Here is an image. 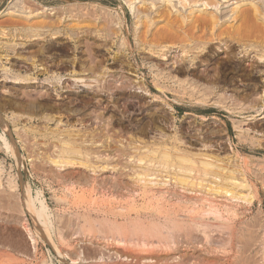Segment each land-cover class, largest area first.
<instances>
[{"label": "rangeland", "instance_id": "obj_1", "mask_svg": "<svg viewBox=\"0 0 264 264\" xmlns=\"http://www.w3.org/2000/svg\"><path fill=\"white\" fill-rule=\"evenodd\" d=\"M242 7L250 11L249 14L254 18L264 17V0H134L133 3L130 0H0V80L4 77L2 67L33 79L19 85L10 83L9 80L0 82V114L11 119L7 121L9 135L4 132L2 134L0 126V136H6V139L11 137L17 146L18 155L20 154L19 162L15 163L6 153L0 139V264H264V100L257 101V97L229 99L222 109L190 105L186 99L175 100L171 92L165 97L161 96V99L154 98L153 96L160 95L152 84L156 74L164 78L167 88H178L175 80L168 79L165 73L172 71L171 75H175L176 64L172 69V62L179 63L181 51L178 48H168L154 49L155 53H151L148 47L141 50L140 44L135 41V36L141 35L146 22L150 26V34L160 24L150 23L158 16L166 15L169 9L173 19H186L190 11L201 15L205 12L203 15H214L220 24H230ZM253 7L260 11L256 9L257 15ZM87 24L90 26L87 27ZM35 25L41 27L34 28ZM105 25L104 42L100 40L101 36L105 37L100 28ZM111 29L117 31L114 38ZM35 33L43 40L35 39L32 36ZM100 33L102 34L98 37ZM86 40L95 45V60L88 56L87 48L84 47ZM125 40L129 49L125 55H120L119 44ZM262 51L264 50L253 48L248 51L247 58L238 57L240 61H245V68L231 75V84H220L219 87L227 89L229 94L239 90L241 93L250 89L258 92L264 90V61L252 58ZM31 60L38 61V64L51 71L45 74L33 70ZM119 60L130 64L127 68L126 62H122L128 72L125 76L130 88L120 84L122 78L118 76ZM185 63L188 64V59L184 60L186 66ZM195 63L198 68L196 75H201L199 59ZM73 64L77 75L70 73ZM249 64H257V69L261 72L254 74ZM88 68H91L90 72ZM102 73L105 76L100 80V87H97V83L90 82L95 75ZM249 74L255 75V82L248 81L246 75ZM53 76H60L64 87L59 86L55 80L51 84L45 81L47 77ZM76 76L85 78L84 80L88 78L85 84L93 83L92 87L94 85L97 88H85L83 84L80 87V83L76 86L71 79ZM141 78L144 81L143 87L133 83ZM201 82L195 84L197 89H202L204 84ZM121 92L140 98L126 99L127 96L124 98ZM47 117L51 120L47 121ZM65 129H70L69 132L72 131L73 134L79 129L82 131L80 134L83 136L75 139L87 141L84 144L88 146L91 156L90 159L83 160L88 162L86 167L78 164L60 167L52 163L57 158L59 147V141L53 139L52 133ZM98 144L102 145L101 148H95ZM159 149L160 152L170 151L175 157L173 165L180 163L176 157L192 156V161L196 163L195 171L186 172L177 167L163 166L159 162L160 156L155 155V151ZM144 157L151 158V161H139ZM154 157L157 158L154 160ZM204 161L208 164L206 167L201 165ZM143 167L148 169L145 172L147 176L143 179L146 183L141 176L137 177L144 172ZM205 168L210 171V175L201 173ZM183 174L186 179L190 177L187 181L194 182L192 187L188 185L182 188L172 179ZM10 184L14 185L13 189L9 187ZM20 184L26 188L31 187L33 196L41 191L54 227H63V237L68 245V249H65V261L58 258L51 244L33 233L30 216L20 206ZM223 186L234 188L233 192L245 195V198L250 194L252 198L243 200L240 199L241 196L235 199L229 193H214L215 189ZM142 206L148 207L143 209ZM156 211L161 212L157 216L162 218L167 213L168 220L173 216L180 220L186 217V221L183 220L185 224L182 222L185 228L175 233L174 243L156 246L154 240H149L154 247H150L148 243V248H144L143 252L129 244L123 246V243L94 235H80V238L75 230V227L87 224L90 218L101 219L104 213H107L108 218L121 222L127 216L132 220H148L149 215H156ZM188 218L204 224L208 221L217 227H212V232H206L207 230L189 226L192 223L188 222ZM180 220L177 221L179 224ZM23 225L29 228L31 236L26 233ZM56 228L51 231V235L59 247L54 235ZM32 239L35 240L34 246ZM248 244L251 245L248 247ZM122 254L130 257H120Z\"/></svg>", "mask_w": 264, "mask_h": 264}, {"label": "bare ground", "instance_id": "obj_2", "mask_svg": "<svg viewBox=\"0 0 264 264\" xmlns=\"http://www.w3.org/2000/svg\"><path fill=\"white\" fill-rule=\"evenodd\" d=\"M123 2V1H122ZM131 3L134 2V0H130ZM168 2H170V0H168ZM214 2V1H213ZM129 3V2H128ZM127 3V4H128ZM197 3V2H194ZM215 4V3H214ZM209 5V4H208ZM209 7V6H208ZM256 9L255 7H253V11L256 13ZM239 10V9H238ZM236 10H234L235 12ZM258 11V9H257ZM209 12V11H208ZM250 12V11H249ZM249 12L245 9H243V7L241 8L240 11H238V13L233 17L232 19V23L230 24H220L218 19L216 17H214V15L210 16H206L203 15L205 14V12H203V14H193V11H190V14L187 16V18H171V11L169 9V11L167 10V14L163 15L162 17H157L156 19H154L150 24L154 25L156 23H160L158 24L155 29L149 34V25L146 22L144 24V30L142 31L141 35L135 36V41L138 42L141 46V50L145 49V47H148V51H150L151 53H155L154 49H168V48H178L181 51L180 57H179V63H175L172 62V69L174 68L175 64H176V69H174V73L175 75H171L172 71L166 72L165 74L167 75L168 79H174L175 82L178 84V88H167L164 84V78L161 76H158L157 74L153 76V80H152V84L153 87L155 88V90L158 92V94H160L159 96H153L154 98L157 99H161L162 97H165L168 92L171 94H173L174 99L175 100H187L188 104L190 105H201L204 107H213V108H224V103L229 100V99H239L241 98H250V97H257V101H259V99L261 100L260 102H262L264 100V90L258 92L257 90H251L248 92H242L236 91L233 93L228 92L227 89L219 87L220 84H231L232 81V77L231 75L234 72H237L238 70H243L245 67L243 66L242 60L240 61L238 59V57L243 58L246 57V55L248 54V51L250 49L253 48H259L260 50H264L263 46H264V17H262L261 19L258 18V16H256V18H254L253 16H251L252 14H249ZM260 12V11H258ZM142 14V13H141ZM144 14V13H143ZM261 14V13H260ZM29 15V14H28ZM257 15V13H256ZM110 16V15H109ZM255 16V15H254ZM15 17V16H14ZM117 17V16H116ZM110 18V17H109ZM89 19V18H88ZM107 19V18H106ZM109 20V19H108ZM107 20V22H108ZM113 20V19H111ZM116 20V19H115ZM110 21V20H109ZM117 21V20H116ZM112 22V21H111ZM119 22V21H118ZM117 22V23H118ZM100 23V22H99ZM116 23V22H115ZM40 24V23H39ZM38 24V25H39ZM43 24V23H42ZM119 24V23H118ZM35 25L33 26L34 28L37 27H41ZM41 25V24H40ZM94 25V24H93ZM92 25V26H93ZM113 25V22H112ZM87 27L90 26V24L86 25ZM98 26V25H97ZM107 25L105 26H101L100 28V32L103 31V35L105 37H102L101 34H98V37L101 36L100 40H103L104 42L106 41V31H104ZM118 26V25H117ZM121 26V25H120ZM95 27V25H94ZM111 27V26H110ZM110 27H107L108 29ZM116 26H114L115 28ZM105 28V29H104ZM120 28V27H119ZM113 29V28H112ZM111 29V30H112ZM116 30V28H115ZM117 32V31H116ZM114 32L112 30V35L113 38L116 37L117 33ZM108 33V32H107ZM51 35V34H50ZM75 35V34H74ZM33 37H35V39L39 38L40 40H43V38H40L38 36L37 33L32 35ZM108 36V35H107ZM43 37V36H42ZM45 37V36H44ZM97 37V34H96ZM46 38V37H45ZM50 38V37H49ZM52 38V35H51ZM72 38V37H71ZM76 38V37H75ZM48 39V38H47ZM46 39V40H47ZM73 39V38H72ZM122 39V38H121ZM120 39V40H121ZM74 40V39H73ZM84 40V39H83ZM119 40V41H120ZM48 41V40H47ZM46 41V42H47ZM76 41V40H75ZM24 42V41H23ZM83 42V41H82ZM100 42V41H99ZM113 42V41H112ZM110 41V43H112ZM39 43V42H38ZM84 43V42H83ZM82 43V44H83ZM81 44V43H80ZM85 48H87V52H88V56H91V58L93 59L94 56V52H93V46L94 43H90L88 40L85 41ZM119 47V54L120 55H125L126 50L129 49V44L127 42V40L122 41ZM98 48V46H96ZM241 47V48H240ZM240 48V49H239ZM170 50V49H169ZM85 52V51H84ZM85 52V53H87ZM34 53V52H33ZM149 53V52H148ZM150 53V54H151ZM160 54V53H159ZM117 55V54H116ZM115 55V56H116ZM114 56V55H113ZM118 56V55H117ZM160 56V55H158ZM162 56V53H161ZM258 56V57H256ZM36 57V56H35ZM164 57V56H163ZM166 57V56H165ZM190 57V58H189ZM90 58V57H87ZM91 58L89 60H91ZM247 58V57H246ZM252 58H257L258 60H262L264 61V51H262V53H260V55H254L252 56ZM117 60L119 59L118 57L116 58ZM188 59V64H186V66L184 65V60ZM199 59V68H200V74H197V71L195 67V61ZM244 59V58H243ZM249 59V58H248ZM50 60V59H49ZM76 60V59H75ZM95 60V58L93 59ZM92 60V61H93ZM164 60V59H163ZM42 61V60H41ZM88 61V60H87ZM124 63L126 62V66L127 68L130 66L128 61L123 60ZM123 61L119 60L120 62V75L118 74V76H120V78H122L121 80V86L123 87H128V78L125 76L127 75L128 72L125 71L124 68V64L122 63ZM160 61V60H159ZM239 61V62H237ZM30 62V61H29ZM65 62V61H64ZM98 62V61H97ZM71 63V61H70ZM74 63V62H73ZM31 67L33 68V70H38V72H43L45 74L48 73L47 67H43V65L38 64V61L36 60H31L30 62ZM46 65V64H45ZM94 65V64H93ZM92 65V66H93ZM100 65V64H99ZM105 65V64H104ZM125 66V67H126ZM250 67V70L254 72V74H257L259 72H261L260 70H258V65H254V64H249L248 65ZM49 67V66H48ZM81 67V66H80ZM106 67V66H105ZM82 68V67H81ZM96 68V67H95ZM71 72L70 73H74V74H78L75 70H74V64L71 65ZM137 69V68H136ZM82 71H84L83 69H81ZM86 70V69H85ZM91 71V68H88V71ZM2 71H4V77L2 80H0V82H4L6 80H9V82L13 83V84H26V82L33 80L31 76H24L22 77L20 75V73L18 74L17 72L14 73L12 72L11 69L9 68H3L2 67ZM75 71V72H74ZM86 71V72H88ZM89 71V72H90ZM94 71V70H92ZM99 71V70H98ZM109 71V70H108ZM163 71V70H160ZM240 71V72H241ZM250 71V72H251ZM34 72V71H33ZM36 72V71H35ZM39 72V73H40ZM79 72V71H78ZM88 72V73H89ZM101 72V70H100ZM263 72V71H262ZM42 73V74H43ZM80 73V72H79ZM96 72H94L95 74ZM249 73V72H248ZM252 73V72H251ZM35 74V73H34ZM50 74V73H49ZM56 74V73H55ZM85 74V73H84ZM87 74V73H86ZM105 73L102 74H98L97 76L95 75L94 78L90 81L93 83H97L98 86L100 87L101 85V78H103L105 75ZM253 74V75H254ZM44 75V74H43ZM54 75V74H53ZM57 75V74H56ZM62 75V74H61ZM60 75V76H61ZM68 75V74H67ZM88 75V74H87ZM85 75V76H87ZM91 75V74H90ZM50 76V75H49ZM52 76V75H51ZM60 76L56 77H47L45 79L46 82H48L49 84L52 83V80H55L56 83L60 86H63L62 84L64 82H62L63 79L60 78ZM66 76V75H65ZM73 76V75H72ZM110 76V75H109ZM113 77V75H111ZM117 76V77H118ZM191 76V77H190ZM234 76V75H233ZM69 77V76H68ZM74 77V76H73ZM193 77L196 78L195 80H193ZM248 81L255 82L256 78L255 75H246ZM258 77V76H257ZM35 78V77H34ZM71 78V77H70ZM111 78V77H110ZM166 78V79H167ZM66 79V77H65ZM73 79L72 82L76 83V86L80 83V87L82 86L81 84H83V86L85 88H95L94 85L92 87L91 85H86L85 82L87 83V79L84 80L82 78H71ZM106 79V78H105ZM104 79V81H105ZM108 79V78H107ZM106 79V80H107ZM112 79V78H111ZM116 79V78H115ZM118 79V78H117ZM167 79V80H168ZM100 82H99V81ZM234 80V79H233ZM258 80V79H257ZM44 81V83H45ZM55 81H53L55 83ZM65 81V80H64ZM166 81V80H165ZM201 81H203V87L202 89H197V85L195 86V84H197L198 82L202 83ZM38 82V81H37ZM70 82V81H69ZM117 82V81H116ZM131 82V81H130ZM43 83V81H42ZM78 83V84H77ZM114 83V82H113ZM136 85H140L143 87L144 85V81L143 79H139L138 82H133ZM70 84V83H69ZM115 84V83H114ZM132 84V83H130ZM53 85V84H52ZM51 85V86H52ZM66 85V84H64ZM68 85V84H67ZM72 85V84H71ZM69 85V86H71ZM103 85V84H102ZM119 85V84H117ZM134 85V84H133ZM188 86V88H186V86ZM48 86V85H47ZM50 86V85H49ZM48 86V87H49ZM56 86V84H55ZM78 86V87H79ZM194 86V87H192ZM45 87V86H44ZM64 87V86H63ZM66 87V86H65ZM68 87V86H67ZM83 87V88H84ZM96 87V88H97ZM103 87V86H102ZM131 86H129L130 88ZM200 87V86H199ZM264 87V86H263ZM55 88V87H54ZM90 88V89H91ZM122 88V87H121ZM221 88V89H220ZM48 89V88H47ZM73 89V87H72ZM75 89V87H74ZM126 89V88H125ZM144 89V88H143ZM40 90V89H39ZM44 90V89H43ZM56 90V89H55ZM70 90V89H69ZM88 90V89H87ZM97 90V89H96ZM102 90V89H101ZM120 90V89H119ZM2 91V90H1ZM4 91V90H3ZM78 91V90H77ZM100 91V90H98ZM104 91V89H103ZM122 91V90H121ZM146 93H149L148 90H145ZM143 91V92H145ZM232 91V90H231ZM5 92V91H4ZM92 92H94L92 90ZM96 92V91H95ZM6 93V92H5ZM54 93V92H53ZM122 93V92H121ZM127 93V92H126ZM125 92H123L122 96L124 97L126 95ZM50 94V93H49ZM52 94V93H51ZM88 94V93H87ZM28 96V95H27ZM26 96V97H27ZM127 98H140V96H133V95H126ZM143 96V95H142ZM141 96V97H142ZM30 97V96H29ZM67 97V96H66ZM92 98V97H91ZM125 98V97H124ZM61 99V98H60ZM185 100V101H186ZM174 101V100H173ZM143 103V102H142ZM161 104V103H159ZM38 105V104H37ZM56 105V104H55ZM59 106V105H58ZM57 106V107H58ZM143 106V105H142ZM163 106V105H162ZM95 107V106H94ZM149 107V106H148ZM155 107V106H154ZM74 109V108H73ZM141 109V108H140ZM87 110V109H86ZM13 111V110H12ZM92 111V109H91ZM148 111V110H147ZM104 112V111H103ZM128 112V111H127ZM160 112V111H159ZM16 113V112H15ZM92 113V112H91ZM94 113V112H93ZM102 113V112H101ZM105 113V112H104ZM95 114V113H94ZM160 114V113H159ZM119 116V115H118ZM68 117V116H67ZM12 118V117H11ZM41 118V117H40ZM13 119V118H12ZM29 119V118H28ZM107 119V118H106ZM105 119V120H106ZM154 119V118H153ZM11 120L8 116L4 115L1 116L0 114V126L2 128V134L4 132V134L6 135V133L8 134V126H7V121ZM47 121H50L51 119L49 117L46 118ZM77 120V119H76ZM96 121V120H95ZM104 121V120H103ZM10 122V121H9ZM17 123V122H16ZM19 123V122H18ZM83 124V123H82ZM80 123V125H82ZM154 124V123H153ZM15 126V125H14ZM98 126V125H97ZM66 127V126H65ZM68 127V126H67ZM70 127V126H69ZM82 127V126H81ZM101 127V126H100ZM119 127V126H118ZM79 128V127H78ZM90 128V127H89ZM53 129V128H52ZM72 129V128H70ZM70 129H65L66 132L63 131H55L52 133V137L53 139H56L59 141V147H58V155L57 158H55L56 160L52 161V163L54 165H58V166H62L66 167V166H73L75 164L78 165H82L84 167H86V163L88 162H84L83 160L88 159L91 154L88 152V146L85 145L84 143L87 142L85 139L82 140H78L75 139V137H79L82 134L81 132H78L79 130L76 131L75 134L71 133L72 131L69 132ZM74 129V128H73ZM76 129V128H75ZM83 129V127H82ZM143 129V128H142ZM85 132L86 130L83 129ZM101 130V129H100ZM125 130V129H124ZM99 131V130H98ZM84 132V133H85ZM119 132V131H118ZM132 132V131H131ZM1 133V132H0ZM51 133V132H50ZM121 133V132H120ZM92 134V133H91ZM90 134V135H91ZM146 134V133H145ZM243 134V133H242ZM9 135V134H8ZM137 135V134H136ZM74 138H73V137ZM83 136V135H82ZM126 136V135H125ZM146 136V135H145ZM255 136V135H254ZM258 136V135H257ZM85 137V136H84ZM127 137V136H126ZM133 137V136H132ZM7 137L1 135L0 139L3 142L4 145V149L7 151L6 153H8L10 155L11 158H13V160H15V163L19 162V156L18 155V151L16 149V145L15 142L13 141V139L10 137V139H6ZM121 138V137H120ZM138 138V137H137ZM87 139V138H86ZM116 139V138H115ZM80 142H78V141ZM98 140V139H97ZM132 140V139H131ZM138 140V139H137ZM142 140V139H140ZM151 140V139H150ZM253 140V139H252ZM41 141V139H40ZM43 141V140H42ZM120 141V140H119ZM148 141V140H147ZM17 142V141H16ZM107 142V139H106ZM1 143V142H0ZM133 143V142H132ZM148 143V142H147ZM18 144V143H17ZM96 144V143H95ZM114 144V143H113ZM112 144V145H113ZM90 145H92L91 147H93V143L91 142ZM19 146V145H18ZM47 146V145H46ZM102 145L98 144L96 145L95 148H101ZM3 147V146H2ZM116 148V147H115ZM162 148V147H161ZM109 149H111L109 147ZM28 150V149H27ZM92 150V148H91ZM100 150V149H99ZM125 150V149H124ZM175 150L177 151V149L175 148ZM185 150V149H184ZM206 150V148L204 149ZM121 151V150H120ZM161 149H159L158 151H155V155L157 154V156L159 157V162L160 164H162L163 166H173V167H177L179 170L184 169L186 172H193L195 171V165L196 163H194L192 161V156L191 157H176V159L180 162L179 165H173V161L175 159V157H173L170 154L169 150H164L163 152H160ZM207 151V150H206ZM28 152V151H27ZM32 153V152H31ZM118 153V152H117ZM130 153V152H129ZM202 153V152H201ZM97 154V153H96ZM114 155V154H113ZM33 156V155H32ZM180 156V155H179ZM203 156V155H202ZM206 156V155H205ZM24 158V156H22ZM37 157V156H36ZM100 157V156H99ZM124 157V156H123ZM41 158V157H40ZM111 158V157H110ZM128 158V157H127ZM154 157L153 159L155 160ZM25 159V158H24ZM90 159V158H89ZM119 159V158H118ZM144 159H147L148 161H151V158L148 157H144V158H140L139 161H142ZM208 159V158H207ZM108 160V159H107ZM110 160V159H109ZM51 161V160H50ZM106 162V161H105ZM118 162V161H117ZM120 162V161H119ZM145 162V161H144ZM91 163V162H90ZM112 163V162H111ZM146 163V162H145ZM115 164V163H114ZM47 165V164H46ZM96 165V164H95ZM104 165V164H103ZM201 165L203 167H206L208 164L206 163V161H204L203 163H201ZM123 166V165H122ZM130 166V165H129ZM153 166V165H152ZM209 167V166H208ZM207 167V168H208ZM144 172L141 173V175L139 174L137 177H142L141 179H145V177L147 176V174H145V172L148 170L146 167H143ZM207 168L203 169L205 170V172L202 170L201 173H205V175H210L207 170ZM20 169V168H19ZM86 169V168H85ZM161 169V168H160ZM52 170V169H51ZM94 171V170H93ZM103 171V170H102ZM184 171V172H185ZM200 171V170H198ZM107 172V171H106ZM148 172V171H147ZM74 173V172H73ZM78 173V172H77ZM110 173V171H109ZM48 174V173H47ZM46 174V175H47ZM121 174V173H120ZM127 174V173H126ZM150 174V173H149ZM233 174V173H232ZM239 174V173H238ZM55 175V174H54ZM57 175V174H56ZM122 175V174H121ZM137 175V174H135ZM18 176V175H17ZM81 176V175H80ZM79 176V177H80ZM106 176V175H105ZM123 176V175H122ZM120 176V177H122ZM131 176V175H130ZM133 176V174H132ZM236 176V175H235ZM242 176V175H241ZM177 177V178H176ZM189 177V176H188ZM185 178V174H183L182 176H175V178L172 177V179L178 184L180 185L182 188H185V186L191 185L190 187H192L194 185V182H189L188 180ZM237 177V176H236ZM114 178V176H113ZM158 178V177H157ZM239 178V177H238ZM90 179V178H89ZM106 179V178H105ZM117 179V177H116ZM131 179V178H130ZM140 179V178H139ZM190 179V177H189ZM192 179V178H191ZM220 179V178H219ZM234 179V178H233ZM19 181V179H17ZM36 180V179H35ZM113 180V179H112ZM193 180V179H192ZM202 180V179H201ZM212 180V179H211ZM229 180V178H228ZM12 181V180H11ZM17 181V182H18ZM78 181V180H77ZM133 181V180H132ZM140 181V180H139ZM231 181V180H230ZM16 182V181H15ZM125 182V181H124ZM144 183H146V180H143ZM143 183V184H144ZM226 183V182H225ZM19 184V183H18ZM77 184V183H76ZM132 184V183H131ZM82 185V184H81ZM106 185V184H105ZM104 185V186H105ZM116 185V184H115ZM118 185V184H117ZM148 185V184H147ZM203 185V184H202ZM228 185V184H226ZM251 185V183H250ZM83 186V185H82ZM108 186V185H107ZM114 186V185H113ZM119 186V185H118ZM172 186V185H171ZM175 186V185H174ZM10 188L13 189L14 185L12 186V184L9 185ZM130 187V186H129ZM138 187V186H137ZM176 187V186H175ZM231 187V186H229ZM246 187V185H245ZM20 188H21V194H20V206L21 209H25L27 211V214H29L30 216V220L32 222V226H33V233L42 241L44 242H48L49 244L52 245V247L54 248L56 254L58 255V258L61 261H65L67 258V254L65 249L67 248V244L65 243L64 237H63V227H54L53 222L51 221V217H50V213H49V208L46 205V202L44 200L43 194L41 191H37L35 196H33L34 194H32V190L31 187L30 188H26L24 185L20 184ZM94 188V187H93ZM116 188V187H115ZM145 188V187H144ZM143 188V189H144ZM216 188H219V186H217ZM221 189H215V194H230V197L235 199L237 197H241V194H237L235 192H233V190H235L234 188H223L220 187ZM253 188V187H252ZM122 189V188H121ZM127 189V188H126ZM146 189V188H145ZM20 191V190H18ZM213 191V190H212ZM247 191V190H246ZM118 193V192H117ZM72 194V193H71ZM156 194V193H155ZM195 194V193H194ZM228 194V195H229ZM19 195V194H18ZM76 195V194H75ZM104 195V194H103ZM114 195V194H113ZM171 195V193H170ZM209 195V194H208ZM238 195V196H237ZM74 196V195H73ZM83 196V194H82ZM153 196V194H152ZM155 196V195H154ZM180 196V195H179ZM245 196V195H244ZM244 196H242L240 199L244 200ZM247 196V195H246ZM104 197V196H103ZM119 197V196H118ZM129 197V196H128ZM183 197V196H182ZM228 197V196H227ZM70 198V197H69ZM76 198V196L74 197ZM101 198V197H100ZM120 198V197H119ZM124 198V197H123ZM156 198V197H154ZM226 198V197H225ZM248 199H251V195L248 194L247 196ZM247 198H245V200H248ZM19 199V198H18ZM82 199V198H81ZM87 199V198H86ZM90 199V198H89ZM158 199V198H156ZM73 200V199H72ZM78 200V199H77ZM80 200V199H79ZM93 200V199H92ZM91 200V201H92ZM98 200V199H97ZM179 200V199H176ZM74 201V200H73ZM85 201V200H84ZM148 201V200H146ZM171 201V200H170ZM169 201V202H170ZM60 202V201H59ZM70 202V201H69ZM72 202V201H71ZM80 202V201H79ZM86 202V201H85ZM97 201L94 202V204H96ZM106 202V201H105ZM127 202V201H126ZM186 202V201H185ZM56 203V202H55ZM82 203V202H81ZM80 203V204H81ZM182 203V202H181ZM220 203V202H219ZM62 204V203H61ZM84 204V203H83ZM82 204V205H83ZM93 204V203H92ZM110 204V202H109ZM116 204V203H115ZM129 204V202H128ZM127 204V205H128ZM203 204V203H201ZM76 205V204H75ZM81 205V207H82ZM57 206V205H56ZM72 206V205H71ZM102 206V205H101ZM134 206V205H133ZM137 206V205H136ZM204 206V205H203ZM214 206V205H212ZM80 207V208H81ZM104 207V205H103ZM111 207V206H110ZM109 207V208H110ZM114 207V206H112ZM120 207V206H119ZM145 207V206H144ZM148 207V206H147ZM145 207V208H147ZM178 207V206H177ZM84 208V207H83ZM89 208V207H88ZM87 208V209H88ZM121 208V207H120ZM143 208V206H142ZM141 208V209H142ZM143 208V209H145ZM154 208V207H153ZM157 208V207H155ZM159 208V207H158ZM166 208V207H165ZM235 208V207H234ZM86 209V208H85ZM83 209V210H85ZM91 209V208H90ZM62 210V209H61ZM68 210L69 207H68ZM73 210V209H72ZM80 209H78L79 211ZM99 210V209H98ZM101 210V209H100ZM115 210V209H114ZM140 210V209H139ZM157 210V209H156ZM179 210V209H178ZM191 210V209H190ZM194 210V209H193ZM88 211V210H87ZM92 211V210H91ZM128 211V210H127ZM132 211V210H131ZM146 211V210H144ZM72 212V211H71ZM75 212V211H74ZM81 212V211H80ZM102 212V211H101ZM120 212V211H119ZM136 212V211H135ZM139 212V211H138ZM150 212V211H149ZM205 212V210H204ZM216 212V210H215ZM94 213V212H93ZM121 213V212H120ZM123 213V212H122ZM126 213V212H125ZM156 215H149V219L148 220H140L138 221V219H130L128 216L127 217H123V222L122 224H120V220L119 222L116 219H110L108 218L107 213H104L102 215V218H90L89 222L87 224L84 225H79L77 226V228L75 227L76 233L80 235H94L95 237L98 236L102 237L103 239H110L111 241H115V243H123V246H125V244H129V246L131 247H135V248H140L142 249L141 251L143 252V249L148 248V243L150 244V247H154V245L156 246H164V245H168L169 243H174V235L175 233L179 232L180 230H184V226L183 223L186 221V217L184 218L185 221H182L176 217H171L168 220V217L166 216L167 213H164L165 216L162 218L160 216H157V214L159 212H154ZM161 213V212H160ZM159 213V214H160ZM225 213V212H224ZM84 214V213H81ZM170 214V213H169ZM174 214H176L174 212ZM180 214V213H178ZM208 214V212H207ZM214 214V213H212ZM241 214V213H240ZM75 215V214H74ZM135 215V214H134ZM139 215V214H138ZM173 215V214H172ZM171 215V216H172ZM58 216V215H57ZM67 216V215H66ZM136 216V215H135ZM143 216V215H142ZM146 216V215H144ZM209 216V215H206ZM215 216V214L213 215ZM219 216V215H218ZM122 217V216H121ZM131 217V216H130ZM59 218V217H58ZM67 218V217H66ZM69 218V216H68ZM76 218L78 219V217L76 216ZM119 218V217H118ZM183 218V217H182ZM61 219V218H60ZM146 219V217H145ZM189 219V218H188ZM203 219V218H202ZM208 219V218H207ZM79 220V219H78ZM81 220V219H80ZM79 220V221H80ZM181 221L180 224L177 221ZM197 220V219H196ZM218 220V219H217ZM70 221V220H69ZM68 221V222H69ZM75 221V220H74ZM72 222V220H71ZM77 221H75L76 223ZM183 222V223H182ZM188 222H191L192 225L189 226H194L197 229H202L203 231L207 230L206 232H212L211 229L212 227H217L216 224L210 223V222H206L205 224L203 222H197L194 219H189ZM64 223V221L62 222V224ZM182 223V224H181ZM242 223V222H241ZM69 224H71L69 222ZM185 224V223H184ZM187 224V222H186ZM235 224V223H234ZM73 225V224H72ZM85 225H87V228L85 227ZM67 226H69L67 224ZM71 227V226H70ZM24 230L26 231V233L31 236V231L28 230L29 228H27L26 225H23ZM55 229V234L56 235V241L59 247H57V245L54 242L53 239V235H51V231ZM188 229V227H187ZM185 229V230H187ZM253 229V228H252ZM73 230V229H72ZM30 231V232H29ZM250 231V230H249ZM66 232V231H64ZM74 231H72L73 233ZM185 232V231H184ZM191 232V231H190ZM216 232V230H215ZM238 232V231H237ZM236 232V233H237ZM263 232V231H262ZM75 233V232H74ZM189 233V232H188ZM204 233V232H203ZM264 233V232H263ZM262 233V234H263ZM65 235V234H64ZM74 235V234H73ZM208 235V234H207ZM210 235V234H209ZM228 235H230V232L228 233ZM76 236V235H75ZM186 236V235H185ZM214 236V234H213ZM87 237V236H86ZM85 237V238H86ZM221 237V236H220ZM81 238V237H80ZM84 238V237H83ZM84 238V239H85ZM88 238V237H87ZM234 238V237H233ZM94 239V238H93ZM155 241L157 244H154L152 246V242L150 241ZM196 240V239H195ZM229 240V239H228ZM227 240V241H228ZM32 246H34V242L35 240L32 239ZM102 241V240H101ZM226 241V240H225ZM252 241V240H251ZM4 242V241H3ZM90 242V241H89ZM232 242V241H231ZM253 242V241H252ZM10 243V242H9ZM237 243V242H236ZM259 243V242H258ZM100 244V243H99ZM227 244H230L229 242H227ZM232 244V243H231ZM252 244V243H251ZM248 244V247L249 245ZM19 245V244H18ZM50 245V246H51ZM65 245V246H63ZM107 245V244H106ZM104 246V245H103ZM128 246V247H129ZM225 246V245H224ZM9 247V246H8ZM11 247V246H10ZM19 247V246H18ZM65 247V248H64ZM234 247V246H233ZM238 247V246H237ZM62 248V249H61ZM229 248V247H228ZM15 249V248H14ZM68 249V248H67ZM74 249V248H73ZM24 250V249H23ZM116 250V249H115ZM151 250V249H150ZM228 250V249H227ZM120 251V250H118ZM134 251V250H133ZM147 251V250H146ZM152 251V250H151ZM230 251V250H229ZM16 252V251H15ZM69 252V251H68ZM124 252V251H123ZM137 252V251H136ZM149 252V251H148ZM13 253V252H12ZM18 253H20L18 251ZM96 253V252H95ZM155 253V252H154ZM69 254V253H68ZM117 254H119L117 252ZM87 255V254H86ZM152 255V254H151ZM157 255V254H156ZM159 255V254H158ZM75 256V255H74ZM96 256V255H95ZM100 256V255H99ZM120 257H126V254H122L119 255ZM144 256V255H143ZM154 256V255H153ZM130 257V256H127ZM132 257V256H131ZM146 257V256H145ZM149 257V256H148ZM12 258V257H11ZM135 258V257H134ZM147 258V257H146ZM152 258V257H151ZM69 259V258H68ZM118 259V258H117ZM141 259V258H140ZM153 259V258H152ZM95 260V259H93ZM120 260V258H119ZM108 261V260H107ZM138 261V259H137ZM149 263V262H148ZM153 263V262H152ZM9 264V263H8ZM44 264V262L42 263ZM73 264V263H71ZM144 264V263H143ZM146 264V263H145ZM151 264V263H150ZM162 264V262H161Z\"/></svg>", "mask_w": 264, "mask_h": 264}]
</instances>
